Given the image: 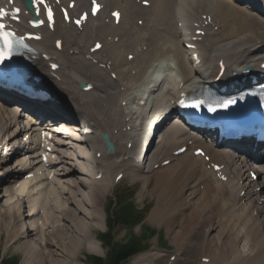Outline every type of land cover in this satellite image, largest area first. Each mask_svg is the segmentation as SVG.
Returning a JSON list of instances; mask_svg holds the SVG:
<instances>
[{"label":"bare ground","instance_id":"6f19581e","mask_svg":"<svg viewBox=\"0 0 264 264\" xmlns=\"http://www.w3.org/2000/svg\"><path fill=\"white\" fill-rule=\"evenodd\" d=\"M3 1L0 0V5ZM21 1L16 0L19 4ZM69 1L61 0V5H68ZM75 1H77L78 14L84 11L88 2L90 3V0ZM103 1L107 7L98 17V23L96 20L91 21L80 37L75 31L76 28L71 31L61 16L57 19L53 31L47 28L39 29L38 33L41 34L42 40L33 43L36 53L28 58L32 62L31 66L38 67L42 73L46 72L57 85L59 84L64 89L65 102L58 104L50 102L47 105L33 103L27 104V107L33 108L35 115L49 113L50 121L73 125L71 127L75 133L69 134L75 137V141L72 144H59L61 150L58 165L63 164L66 167L61 173L55 172L49 181V175L55 169L52 155H50L51 160L46 164L47 166H38L40 161H33L34 157L30 156L32 153L26 152L23 154L24 158L16 157L14 169L0 170V188L3 187L4 190L3 198L5 197L6 203L14 199L12 210L19 227L11 236L14 240L13 244L22 243L16 249L23 254L22 264H78V258L84 251L95 254V256L102 254L101 243L97 233L96 238L94 232L105 224L100 211V202L103 197L106 199L112 187L110 178L115 173V178L119 174H131L132 179H138L141 176L136 171H132L134 159L124 161V158L137 151L138 141L133 138L132 132L123 133V129L131 125L135 113L131 111L123 115L117 102L118 98L128 94L130 99L131 95L136 93L138 83L151 79L147 74L158 62L170 64L167 67L168 70L178 74L181 81L185 83L186 90L206 86L207 81L199 71L193 68L192 62L187 57V51L183 48V42L179 39L178 22L189 24V30L195 32L202 30L208 16L211 17L212 26L208 29V35L201 44L196 45H200L201 57L208 68L213 69L212 81L217 73L214 65H217L219 61H224L227 69H231V73L237 70L242 71L250 64L249 61L253 62L254 58L259 55L258 46L264 44V0H245L248 1L249 7L243 0H147L152 3L149 9L141 7L133 0ZM198 7H203V13L208 11L207 14H198L200 13L196 12L200 10ZM113 10H120L122 13L119 26L113 25L114 21L110 16ZM22 15L24 16V13ZM23 16L20 17L19 26H22L26 20ZM204 16H206L205 20ZM108 19L110 22L106 23ZM140 20L144 21L143 27L137 25ZM195 25L199 28H194ZM215 27L218 28L217 32L214 31ZM222 31L223 35L218 37ZM110 38L112 41H109ZM115 38L120 39L119 43H114ZM58 40L62 41L61 49L56 47ZM97 41L105 44L103 50L95 53L96 65H102L104 68L93 65L95 61L89 57L91 55L89 49ZM82 44H86L84 46L88 48L87 52L82 48ZM104 50L107 54L103 58L100 54L104 53ZM130 54L135 56L132 62L127 60ZM151 60L154 61L150 64ZM52 64L60 66L57 71L58 80L53 78L49 72L48 67L52 71L50 66ZM109 65L119 74L117 82L111 78L112 70L108 67ZM172 65H175L176 71L171 68ZM254 69L257 70V68ZM133 70L137 72V76L135 82L131 83L134 80ZM82 82L92 85L93 89L90 92L79 90L78 86ZM153 82L156 84L155 81ZM153 86L149 84L144 98L154 97L156 99L160 111H153L152 114L160 118V113L169 109V99L174 94L169 89L167 93L160 96L158 94L160 86L157 91ZM126 87H128L127 92H124ZM50 97L55 101L58 100L54 95ZM142 100L140 98L138 102ZM22 102L26 104L23 100ZM8 103L9 98L0 92V133L5 131V135L8 133L7 126L14 127L17 122V118L13 116L16 115L14 111L7 109L3 112ZM14 110L19 112L21 109L16 107ZM3 113L7 114L6 122L4 120L6 114L3 115ZM128 116L131 119L126 122ZM77 117L80 118V123L86 121L93 128L91 136L82 138L79 135ZM132 128L135 129L134 126ZM18 132V129H15L12 135L6 136L5 141L9 142L14 139L13 135L17 137ZM104 133L110 134L111 141L116 146L114 154L106 153L101 139ZM155 136L156 133L150 143L151 148L158 143ZM160 137L163 139H159L161 140L159 144L162 147L165 144L162 148L165 154L157 152L155 156L153 155L157 157L156 160L158 159L155 160V164H152V155L146 156L144 170H150L151 176L147 178V181L144 179V188L148 190L150 179L153 178L152 176H157L156 184L162 187V193L157 199L159 207L156 214H153L154 216L150 219L154 209L149 221L156 225H164L166 229L168 228V233H174L175 236L171 242L176 243L179 248L170 255V258L176 257L172 264H264V203L263 206H259L258 203L264 196H259V193L255 192L256 186L239 187V183L234 185L231 181L225 184L219 183L213 173L207 170V165L202 158H196L191 153L179 157L172 155L174 151L186 143L189 145L188 141L193 140L181 124L173 122ZM193 141L192 148L203 149L206 155L211 157L212 163L219 166L226 165L224 173L227 176L243 175L242 169L245 167V162H242V166L237 165L238 158L226 151L223 146L215 147L213 143ZM124 142H126L125 145ZM132 142L134 145L129 151L127 147ZM146 142V140L143 141L144 144ZM1 146L2 142H0V149ZM16 146L17 143H14L8 151L7 143L4 144L0 166L5 164V157L10 154L15 156L12 155V151ZM233 151L236 150L233 149ZM98 153L101 154L100 159L97 158ZM75 160L76 163L73 162ZM166 160H171V165L152 174L153 165ZM41 168L47 171L48 176L44 173L39 175ZM246 170L249 172V169ZM23 171L25 173L21 174ZM101 172L103 178L96 181V176ZM80 174L84 179L77 178ZM20 175H25V178H20ZM208 178L211 179V183L208 182ZM196 184L199 187L208 185L207 199L200 200L202 195L200 196L201 192L197 191ZM258 186L264 187L263 182ZM188 188L192 192L186 198L183 191ZM243 192L245 195L241 197ZM164 197H168L165 202L162 201ZM24 198L25 200L22 201ZM196 200L200 201L196 202ZM243 202H248V204L250 202L251 205L239 207ZM22 203H26L24 210H21ZM203 205L208 209L215 208L216 217L212 216L213 213L203 216V211L207 210ZM177 206H180L179 209H176ZM253 208L257 209L253 211ZM184 211L192 217V221L187 218L192 225L185 228L188 229L187 231H172L174 226H171V221L176 220L175 215ZM255 211L258 212V216L255 215ZM23 213L27 214L25 215L28 218L27 221ZM8 215L10 213L7 212L6 217ZM187 220L184 221L187 222ZM200 228L204 229L201 233L204 241H199L193 236ZM211 230L217 231V234L210 240ZM35 236L38 237L36 242L32 241ZM241 242L243 246L240 249ZM205 248L208 249V253H204ZM155 250L152 249V252ZM193 250L196 251V256L187 258ZM154 256L150 260H139L135 263L158 264L161 261L160 264H162L163 260L170 259H167L169 256H158V254ZM204 259L208 262H204Z\"/></svg>","mask_w":264,"mask_h":264},{"label":"rangeland","instance_id":"374dc122","mask_svg":"<svg viewBox=\"0 0 264 264\" xmlns=\"http://www.w3.org/2000/svg\"><path fill=\"white\" fill-rule=\"evenodd\" d=\"M243 2H245V5H247V7H249V5L247 4V2L248 1H245V0H243ZM241 5V4H240ZM241 6H243V5H241ZM208 8V7H207ZM198 9H200L199 11H196L197 13L198 12H200V13H198V14H202L203 13V7H198ZM197 9V10H198ZM202 10V11H201ZM206 12H208V11H205L204 13H203V15H206L207 13ZM132 15H134V14H132ZM134 17V16H133ZM135 21H136V19H135ZM136 23V22H135ZM218 23H220V21L218 22ZM139 25V27H143V26H140V24H138ZM216 31V30H215ZM217 32V31H216ZM223 35V31L222 32H220V35L218 36V37H221ZM86 45V44H85ZM83 48V47H82ZM102 57H104V55L102 56ZM159 57V56H158ZM161 58H159V60H160ZM158 60V61H159ZM154 60H151L150 61V64L153 62ZM156 62V61H155ZM126 69H128V68H126ZM115 73V76L117 77V71H114ZM152 75H154V76H157V75H162V73L159 71V70H155V68H153V70L152 71H150L149 72V74H147V76H150V78H151V76ZM135 78H136V76H134ZM135 78H134V80L131 82V83H134L135 82ZM116 80H117V78H116ZM150 80L148 79V80H145L144 81V83L142 82H140V83H138L136 86H137V89H136V93H134V96L133 97H136V96H139L141 93H142V91L145 89V86H146V84L149 82ZM128 88V87H127ZM126 89V88H125ZM119 99V98H118ZM155 102V100H151L150 101V103H151V105H153V103ZM118 104H119V102H118ZM133 106H131V107H134V104H132ZM167 127V125L166 126H164V129H162V131L160 132V136H162L163 134H164V132H165V128ZM158 137V140H157V142H160L161 140H159V139H163V137ZM169 136V135H168ZM168 141V140H167ZM163 143H165V141L163 142ZM126 144V142H124V145ZM163 147H165V144H164V146ZM162 147V145H160L159 143H157V145H155L154 147H152L150 150L151 151H149L150 152V156L152 155V161H153V163L152 164H155L156 163V161L158 160H156V158L157 157H153V155L155 156V154L158 152L159 154L160 153H163V148ZM160 150V151H159ZM152 152V153H151ZM163 154H165V153H163ZM148 155V154H147ZM162 159V156H161V158H160V160ZM156 160V161H155ZM155 161V162H154ZM168 161V160H167ZM70 162V161H69ZM170 162V161H169ZM65 166L64 165H61L60 166V169H63ZM149 167H150V165H149ZM148 167V168H149ZM161 170V169H160ZM116 174V173H115ZM115 174H113L112 176H111V186L112 187H110V191H109V193L107 194V196H106V199H105V197H103L102 198V200H101V202H100V204H101V215H102V217H103V220H104V223L105 224H103L104 225V227H103V225H102V228L101 229H99V230H97V231H95L94 233V235L96 236V238H97V235L99 236L100 234H102V233H104L105 232V230H106V215H105V211L107 210V207H109V205H110V203H111V201L112 200H114L116 197H117V195L119 194V192H121V191H123V193H122V195H124L125 196V194L127 195V194H131V193H133L134 194V198H133V200H134V204H135V206H137L138 208H139V210H142V209H145L146 211L148 210V212H147V215L145 214V221L142 223V225H143V231L142 232H140V230H139V228H135V230L133 231L137 236H140L144 231H145V229L146 228H151V229H154V230H157L158 232H159V234H160V236H161V240H160V243H158L157 242V239L156 238H154L152 241H151V244H150V246H149V248L146 250V251H144V252H142L141 254H139V255H137V256H135V257H133V258H131L130 260H128L125 264H136L135 262H137V261H139V260H150L153 256H154V254H158V256H169V257H167V259H169L170 258V255H172L174 252H176V250H177V248H179L177 245H176V243H173L172 244V242H171V240H172V238L175 236L174 235V233L172 232V233H168L169 232V230H168V228L166 229V226H164V225H156V224H154V223H152L151 221H149V217H150V214H151V212H152V215H151V218L150 219H152V217L156 214V211H157V208L159 207L158 206V204H159V202L157 201V199H158V197L159 196H161V193H162V187H160V185H157L156 184V177L157 176H152L153 178H151L150 179V182H149V184L150 185H148L149 186V188H148V190H146L145 188H144V182H145V180L144 179H146V181H147V178H149V176H151V175H149V174H146V173H144V174H141V176H140V178H138V179H132V177H131V174H128L127 175V177L123 180V181H121L120 182V184L118 185V186H113V182H112V180L114 179V177H115ZM175 176V175H174ZM246 176H247V174H246ZM77 178L78 179H84V177H83V175H78L77 176ZM178 179H180L179 177H177ZM136 180V181H135ZM198 182H199V179H198ZM208 182H210V181H208ZM201 183V182H200ZM200 183H198V185H202V184H200ZM211 183V182H210ZM205 184V183H204ZM197 185V184H196ZM196 186V189H197V191L199 190L200 192H201V194H200V196L202 195V197L200 198V200L201 199H207V193L206 192H208V185H207V187H205L206 185H204V186H202V187H199V186ZM69 188V187H68ZM204 188V189H203ZM159 189H161V191H159ZM67 190H69V189H67ZM149 192V193H148ZM191 189H186L185 191H183V195L186 197V198H188V196L191 194ZM199 193V192H198ZM205 193H206V195H205ZM160 194V195H159ZM204 195V196H203ZM3 196H4V192H3V187L0 189V254H1V256L2 257H4V258H17L18 260H19V263L18 264H22V262H23V254L22 253H20V252H18L16 249H17V246L18 245H20V244H22V243H17V244H13L14 243V240H13V238H12V234L15 232V230L19 227L18 226V220H17V218L14 216V214H13V210H12V208H13V206H14V203H13V200H11V201H9L8 203H6V201H5V197L3 198ZM199 196V197H200ZM66 198H67V196H66ZM168 197H164L163 199H162V201H164L165 202V200L167 199ZM20 200V199H19ZM25 200V198L22 200V201H24ZM200 200H196V202H199ZM24 205H26V203L25 204H21V210L23 209V208H25L24 207ZM197 205V204H196ZM205 205H207V204H205ZM243 205V203H241L240 205H239V207H241ZM157 206V207H156ZM199 206V205H198ZM156 207V208H155ZM178 207H180V206H177L176 207V209H179ZM182 207V206H181ZM203 207H205L204 205H203ZM212 208V209H211ZM211 208H206L205 207V210L206 211H203V216H207V215H212V213H213V215L212 216H214L215 215V217H216V214H217V212H216V210H215V208H213V207H211ZM103 209V210H102ZM199 209H200V207H199ZM254 209H257V208H253V211H254ZM24 210V209H23ZM208 211V212H207ZM10 213V215H8L7 217H6V213ZM173 212V211H172ZM209 212H211V213H209ZM257 211H255V213H256ZM42 213V212H41ZM24 214V213H23ZM154 214V215H153ZM25 215H27V214H24V216ZM179 217H178V216ZM177 215H175V217H176V220H173V221H171L172 223H171V226H174L173 227V230L172 231H174V232H180V231H187L188 229H185L186 227H190L192 224L191 223H189L188 222V220L189 221H192L191 220V216L189 215V213H187V212H183V213H179V214H177ZM182 217H181V216ZM41 216V215H40ZM39 216V217H40ZM189 216V217H188ZM25 218H26V216H25ZM187 218H189L188 220H187ZM187 220V222L186 221H184V220ZM28 220V218H26V221ZM176 221V222H175ZM175 223V224H174ZM193 223V222H192ZM16 227V228H15ZM207 230V229H206ZM205 230V231H206ZM168 231V232H167ZM203 231H204V229L202 228H200V230L198 231V232H196V233H194L193 234V236L195 237V238H197V240L199 239V241H204V236L203 235H201V233H203ZM207 232H208V230H207ZM206 232V233H207ZM211 232V235H210V240H211V238H213V237H215L216 236V234H217V231H214L213 232V230H211L210 231ZM96 233H97V235H96ZM130 232H129V230L126 232V230L125 229H123V226H118V227H116L115 228V230H114V236H115V240H116V242H118V243H122V242H125L126 241V239H127V235L129 234ZM209 233V232H208ZM207 233V234H208ZM209 235V234H208ZM38 240V237L37 236H35V237H33V240L32 241H37ZM223 240H225V239H223ZM193 241H195V239H193ZM207 241H209V239L207 238ZM199 243V242H198ZM242 246H243V242H241V244H240V249L242 248ZM101 247H102V254L100 255V256H98V255H96V256H98V257H101V258H105V256H106V250L103 248V246L101 245ZM152 249H156L154 252H152ZM208 251V249L207 248H205L204 249V253H206ZM208 253V252H207ZM93 255H95V254H91V253H88L87 251H84V252H82V254H81V256L78 258L79 259V263L78 264H88V261H87V257L88 256H93ZM196 256V251H194L193 250V252L191 253V254H189V256L187 257V258H190V257H195ZM155 257V256H154ZM169 260H173V258L171 259H169ZM169 260L168 261H164L163 260V263L162 264H164V262H169ZM160 262L161 261H159V263L158 264H160ZM144 263V262H143ZM137 264H139V263H137ZM142 264V263H141ZM147 264H152V263H147Z\"/></svg>","mask_w":264,"mask_h":264},{"label":"trees","instance_id":"16d2710c","mask_svg":"<svg viewBox=\"0 0 264 264\" xmlns=\"http://www.w3.org/2000/svg\"><path fill=\"white\" fill-rule=\"evenodd\" d=\"M122 193L123 191L119 192L116 199L111 201L107 211V231L99 235L100 241L108 250L106 258L89 257L90 264H124L135 255L146 251L151 240L158 234L157 231L146 228L140 236L135 235L133 228L144 221L147 211L139 210L131 201L133 193L125 194V196ZM117 226H123L129 230L130 233L125 242H116L114 230ZM160 239L159 235L158 240ZM0 264H18V259L4 258Z\"/></svg>","mask_w":264,"mask_h":264},{"label":"snow or ice","instance_id":"6c2138e0","mask_svg":"<svg viewBox=\"0 0 264 264\" xmlns=\"http://www.w3.org/2000/svg\"><path fill=\"white\" fill-rule=\"evenodd\" d=\"M93 2H95V0H93ZM36 3L39 5H43L46 8L48 13V19L49 21H51L52 20L51 9H47V6L44 5V0H36ZM17 11H19V9H17ZM7 15L8 13L6 12V10L0 8V21H2ZM77 23L79 24L80 21H77ZM6 29H7V25L0 22V64H4L6 61L10 60L12 58L13 50H14L13 41L15 40V33L11 31H7ZM35 38L39 39V37H35ZM96 47L99 48L100 45L97 44ZM205 103L206 102L204 100L197 99L184 106L193 109L195 111H199L202 107L205 106ZM233 103H235V101L232 100L209 102L207 103V111L216 112L218 109H226Z\"/></svg>","mask_w":264,"mask_h":264},{"label":"water","instance_id":"95a60500","mask_svg":"<svg viewBox=\"0 0 264 264\" xmlns=\"http://www.w3.org/2000/svg\"><path fill=\"white\" fill-rule=\"evenodd\" d=\"M104 140H105V145H106V148H107V152L108 153H111L114 151V147L112 146V144L110 143V141L108 140V137L107 135H104Z\"/></svg>","mask_w":264,"mask_h":264}]
</instances>
